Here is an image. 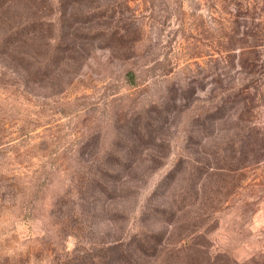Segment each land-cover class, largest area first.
I'll return each instance as SVG.
<instances>
[{
	"label": "rangeland",
	"instance_id": "rangeland-1",
	"mask_svg": "<svg viewBox=\"0 0 264 264\" xmlns=\"http://www.w3.org/2000/svg\"><path fill=\"white\" fill-rule=\"evenodd\" d=\"M43 2L0 46V264H264V0Z\"/></svg>",
	"mask_w": 264,
	"mask_h": 264
},
{
	"label": "trees",
	"instance_id": "trees-1",
	"mask_svg": "<svg viewBox=\"0 0 264 264\" xmlns=\"http://www.w3.org/2000/svg\"><path fill=\"white\" fill-rule=\"evenodd\" d=\"M44 5L43 0H0V27H4V34L0 40V46L10 42L33 41L37 35L23 33V25L34 26L37 22L41 26V13ZM41 12V13H39ZM24 43V42H23ZM23 55L29 56L30 53L22 52Z\"/></svg>",
	"mask_w": 264,
	"mask_h": 264
}]
</instances>
